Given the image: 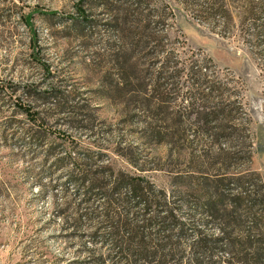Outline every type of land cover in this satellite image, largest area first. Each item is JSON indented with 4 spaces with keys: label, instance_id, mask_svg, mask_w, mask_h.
<instances>
[{
    "label": "rangeland",
    "instance_id": "rangeland-1",
    "mask_svg": "<svg viewBox=\"0 0 264 264\" xmlns=\"http://www.w3.org/2000/svg\"><path fill=\"white\" fill-rule=\"evenodd\" d=\"M80 1L86 21L76 13ZM100 2L0 0V83L42 80L23 19L32 14L40 58L75 93L80 126H87L68 129L55 125L66 115L52 116L45 144L99 155L97 166L144 177L155 190L188 194L191 202L201 198L202 180L216 175L249 169L264 183V71L239 43L202 26V0H113L109 9ZM205 57L215 66L207 73L211 92L186 81L190 64ZM15 108L8 96L0 103V264H90L107 250L62 229L55 210L63 179L37 180L40 159L16 145L11 130L1 138L5 122L36 129ZM202 146L209 148L205 158ZM187 215L194 231L212 239L235 230L226 220L204 226L202 213L186 209L179 219L188 223ZM195 237L187 231L169 264H188Z\"/></svg>",
    "mask_w": 264,
    "mask_h": 264
},
{
    "label": "trees",
    "instance_id": "trees-1",
    "mask_svg": "<svg viewBox=\"0 0 264 264\" xmlns=\"http://www.w3.org/2000/svg\"><path fill=\"white\" fill-rule=\"evenodd\" d=\"M98 1L104 9L113 2ZM81 4L80 1L76 13L80 21H86ZM31 16L23 19L30 35L31 61L42 80L21 87L0 83V103L8 96L16 107L15 114L36 129H17L14 126L18 121L5 122L1 138L10 136L16 145L27 148L32 159H40L37 180L56 176V184L63 179L58 185L61 204L55 210L62 229L70 231V238L84 237L107 250V254L93 256L90 264H169L174 257L172 250H178V242L186 238L187 231L196 235L188 264H264V183L249 169L230 176L216 175L213 180L203 179L201 198L191 202L188 194L155 190L144 177L97 166L99 155L77 154L72 146L66 150L61 144H45L47 120L52 116L66 115L55 125L68 129L85 130L87 126H80L84 120L78 118L75 93L67 91L62 80L58 81V72L41 60ZM202 26L221 39L239 43L254 66L264 71V0H202ZM212 68L215 66L208 57L201 64L192 62L186 81L211 92L215 83L207 73ZM10 130L13 133L7 136ZM202 148V158L209 156V148ZM183 209L202 213L207 219L204 226L226 220L235 230H220L215 239L206 237L194 231L192 216H186L188 223L179 219ZM182 253H178L179 258H183ZM218 253L227 258L215 259Z\"/></svg>",
    "mask_w": 264,
    "mask_h": 264
}]
</instances>
